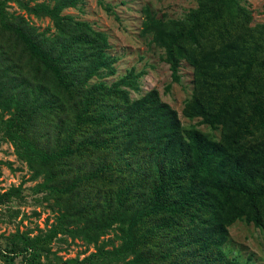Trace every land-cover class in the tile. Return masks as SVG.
I'll return each mask as SVG.
<instances>
[{"label":"trees","instance_id":"obj_1","mask_svg":"<svg viewBox=\"0 0 264 264\" xmlns=\"http://www.w3.org/2000/svg\"><path fill=\"white\" fill-rule=\"evenodd\" d=\"M9 1L53 30L8 12ZM81 1L0 0V132L57 209L44 232L7 238L0 259L249 264L224 245L236 221L264 230V22L244 0H196L176 18L142 7L140 33L163 49L171 81L182 60L192 67L181 112L198 120L184 126L156 88L131 97L142 72L105 80L117 61L107 33L63 13ZM58 234L94 250L61 260L50 249Z\"/></svg>","mask_w":264,"mask_h":264},{"label":"rangeland","instance_id":"obj_2","mask_svg":"<svg viewBox=\"0 0 264 264\" xmlns=\"http://www.w3.org/2000/svg\"><path fill=\"white\" fill-rule=\"evenodd\" d=\"M30 5L39 1L23 0ZM251 9L254 22H264V0H244ZM148 5L157 17H182L186 11L196 6V0H82L76 7H68L63 13H69L77 19L86 20L97 29L107 33L110 48L108 52L117 57L115 74L105 78L111 82L126 74L131 69L135 73L142 72L137 79L138 91H130L132 98L138 97L151 88H156L162 100L176 109L182 125L189 126L197 122V118L189 119L182 115L185 100L192 93V67L181 61L180 80L172 82L169 65L163 60V49L150 41L149 35L140 33L142 7ZM8 12L22 15L39 30H53V22L48 16H35L9 1ZM170 85L166 90V86ZM6 119L8 114L0 111V118ZM200 130L218 136V130H211L208 125L198 124ZM26 161L20 159L14 146L0 132V247L4 248L7 238L14 233L26 232L30 236L44 232L56 221L57 209L52 206L45 191L34 190L37 183L43 181L42 176L34 178ZM229 239L224 249L236 256L241 262L264 264V230L253 224L236 221L228 227ZM112 233L105 237L111 236ZM50 249L61 260L82 258L94 250L81 238L71 239L65 234H58L50 244ZM21 258L17 257L16 262ZM53 259V258H52ZM0 264H7L0 259Z\"/></svg>","mask_w":264,"mask_h":264}]
</instances>
